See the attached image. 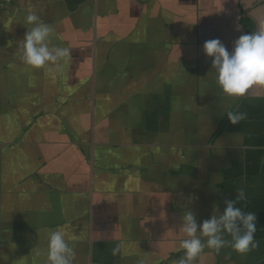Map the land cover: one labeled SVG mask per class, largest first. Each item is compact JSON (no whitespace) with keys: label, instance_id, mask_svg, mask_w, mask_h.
<instances>
[{"label":"crops","instance_id":"0c3cea01","mask_svg":"<svg viewBox=\"0 0 264 264\" xmlns=\"http://www.w3.org/2000/svg\"><path fill=\"white\" fill-rule=\"evenodd\" d=\"M30 12L58 66L21 61ZM261 22L264 0H0V264H48L50 229L73 264H177L183 212L199 224L236 187L257 247L193 264H264V87L227 97L203 50Z\"/></svg>","mask_w":264,"mask_h":264},{"label":"clouds","instance_id":"9594fccd","mask_svg":"<svg viewBox=\"0 0 264 264\" xmlns=\"http://www.w3.org/2000/svg\"><path fill=\"white\" fill-rule=\"evenodd\" d=\"M27 31L18 45L21 61L33 68L58 66V62L69 55L67 48L49 47L52 27L41 21L40 17L30 12L25 17ZM239 30V28H237ZM203 50L206 56L212 58L211 69L215 72L216 84L227 97L245 95L253 86L264 87V22L258 23L255 32L241 34L233 41L231 51L219 38L204 42ZM231 124L237 125L246 118V113L232 110L225 105ZM235 198L225 199L223 210L215 209L210 218L199 224L192 211L186 210L180 217L179 231L183 234L179 248L182 256L177 264H193L205 247L217 253L230 245L238 253H247L257 247L255 240L256 213L245 212L246 193L242 187L235 188ZM218 213V214H214ZM229 235L231 240H225ZM103 238L102 233H96L95 239ZM48 264H73L75 251L65 239L60 230L47 232ZM119 248L113 249V255Z\"/></svg>","mask_w":264,"mask_h":264}]
</instances>
